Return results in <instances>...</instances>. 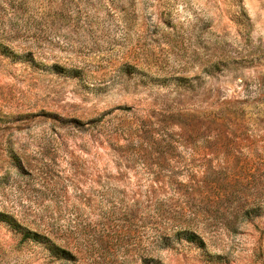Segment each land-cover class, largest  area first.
Here are the masks:
<instances>
[{
    "label": "rangeland",
    "instance_id": "obj_1",
    "mask_svg": "<svg viewBox=\"0 0 264 264\" xmlns=\"http://www.w3.org/2000/svg\"><path fill=\"white\" fill-rule=\"evenodd\" d=\"M3 213L0 264H264V0H0Z\"/></svg>",
    "mask_w": 264,
    "mask_h": 264
},
{
    "label": "trees",
    "instance_id": "obj_2",
    "mask_svg": "<svg viewBox=\"0 0 264 264\" xmlns=\"http://www.w3.org/2000/svg\"><path fill=\"white\" fill-rule=\"evenodd\" d=\"M0 219L7 221L9 223H11L14 226H18L21 227V225L13 219V217H11L8 214H0ZM23 230L25 233L24 238H34V239H39L42 238L41 235H39V233H32L31 231L27 230V229H21ZM183 239H186L189 242H194V243H203V239L193 230L190 229H185L184 233L181 235ZM48 238V237H47ZM50 240V239H49ZM50 243H52L51 241H49ZM52 248L56 253H59L60 255L64 256V255H69L71 257H73V255H70L71 253L66 251L65 249H63L60 246L54 245V243L52 244Z\"/></svg>",
    "mask_w": 264,
    "mask_h": 264
}]
</instances>
